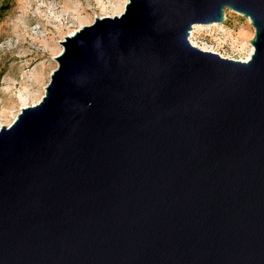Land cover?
I'll use <instances>...</instances> for the list:
<instances>
[{"label": "water", "instance_id": "obj_1", "mask_svg": "<svg viewBox=\"0 0 264 264\" xmlns=\"http://www.w3.org/2000/svg\"><path fill=\"white\" fill-rule=\"evenodd\" d=\"M226 10L248 61L190 42ZM61 44L0 129V264H264V0H129Z\"/></svg>", "mask_w": 264, "mask_h": 264}, {"label": "rangeland", "instance_id": "obj_2", "mask_svg": "<svg viewBox=\"0 0 264 264\" xmlns=\"http://www.w3.org/2000/svg\"><path fill=\"white\" fill-rule=\"evenodd\" d=\"M128 3L129 0H0V8L11 6L0 23V129L11 126L18 117L23 109L21 98L28 102L27 107L42 101L58 69L56 58L63 52L61 43L67 37L91 26L96 19L114 18L115 9L123 8L122 15ZM194 37L195 42L207 44L222 58L241 61L252 52L255 29L242 15L226 10L222 25H201L200 33Z\"/></svg>", "mask_w": 264, "mask_h": 264}, {"label": "bare ground", "instance_id": "obj_3", "mask_svg": "<svg viewBox=\"0 0 264 264\" xmlns=\"http://www.w3.org/2000/svg\"><path fill=\"white\" fill-rule=\"evenodd\" d=\"M115 12V14H113V16H119L122 12H123V8L122 9H120V8H118V9H115L114 10ZM249 20V19H248ZM250 21V20H249ZM219 26V25H218ZM200 28H201V25H196L194 28H193V32H192V34H191V44L194 46V47H196V48H198V49H200V50H202V51H205V52H211V53H215V54H219V53H217L213 48H211V47H209L207 44H200V43H198V42H195V37H194V35L197 33H200ZM73 34L74 33H72L70 36H73ZM242 36V35H241ZM253 53H254V49L252 48V52H251V54L249 55V57L247 58V59H243V60H241L242 62H245V61H248V60H250V58H251V56L253 55ZM220 56H223V55H221V54H219ZM224 58V57H223ZM38 81L40 82V79H38ZM21 102H22V104H23V108L24 107H27L29 104H28V102H26V100H24V99H22L21 98ZM36 104V103H35Z\"/></svg>", "mask_w": 264, "mask_h": 264}, {"label": "trees", "instance_id": "obj_4", "mask_svg": "<svg viewBox=\"0 0 264 264\" xmlns=\"http://www.w3.org/2000/svg\"><path fill=\"white\" fill-rule=\"evenodd\" d=\"M10 9H11V6L9 4L0 8V23L2 22L5 15L10 11Z\"/></svg>", "mask_w": 264, "mask_h": 264}]
</instances>
